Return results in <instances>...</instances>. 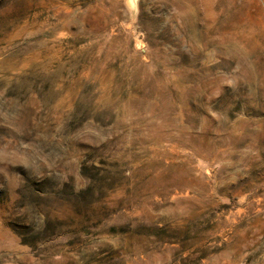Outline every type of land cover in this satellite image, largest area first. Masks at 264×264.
Segmentation results:
<instances>
[{
	"label": "rangeland",
	"instance_id": "1",
	"mask_svg": "<svg viewBox=\"0 0 264 264\" xmlns=\"http://www.w3.org/2000/svg\"><path fill=\"white\" fill-rule=\"evenodd\" d=\"M0 264H264V0H0Z\"/></svg>",
	"mask_w": 264,
	"mask_h": 264
}]
</instances>
